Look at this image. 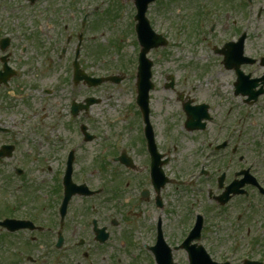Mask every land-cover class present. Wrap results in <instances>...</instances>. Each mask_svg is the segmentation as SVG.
I'll return each mask as SVG.
<instances>
[{"label": "flooded vegetation", "instance_id": "flooded-vegetation-1", "mask_svg": "<svg viewBox=\"0 0 264 264\" xmlns=\"http://www.w3.org/2000/svg\"><path fill=\"white\" fill-rule=\"evenodd\" d=\"M0 1L2 2L0 5V224L10 222L8 228L0 226V264L40 262L52 264V251L83 252V258L88 259L92 251L111 249V243L117 244L120 250L131 249L136 246L131 243L132 236L126 231L121 230L119 233L115 231L121 229L124 224L130 225L132 229L139 225L146 236H151V245L143 244L144 248L150 246V249L156 243L158 227L161 225L167 244L174 249L179 247L183 241H178V231L192 229L199 216L203 217L202 244L204 246L207 243L205 235L211 230H221L224 220L230 217L228 210L235 211L236 209L235 214H237L245 201L249 206L252 205L254 203L253 194L260 195V198L264 200V194L249 184L264 183V178L254 169L253 164L249 167L238 165L246 163L243 155L246 145L240 138L245 134L244 131L240 129L238 123L230 119L221 122L214 115V110L216 111L214 101L221 96L210 95L211 100L191 97L189 92L197 91L194 85L187 84L181 89L175 77H172L173 79L167 77L168 82L160 83L161 86H159L154 80V73V89L148 90V85L142 87L150 109L151 132L155 135L154 137L151 135V139L154 144H157V136H159L151 124L155 122L154 112H152V93L162 88L175 95L182 112L179 117L182 120L179 128L192 137L188 144H194L195 151L189 154L192 166L187 174L191 178V185L204 183V185L213 186L207 190L208 194L203 195L204 189L202 184H199L197 188L199 195L190 200L189 195L178 194L186 193L189 185H179L176 182L167 184L157 193L151 181L149 183H100L97 186L93 183H73L74 185L67 189L64 183H61V179L67 170L69 155L73 153L75 168L81 162L77 149L85 143L84 139H89L90 136L94 137L92 142L98 139L97 134L88 130L89 127L85 131L84 120L85 118L91 122L99 120L91 117V114L95 115V108L102 103V99L96 97L97 94L94 93L100 86H91L84 82L83 54L79 60L81 65L79 70L75 71V59L68 62L69 46L72 45L75 37H69V43L66 27L62 31L59 26V30L56 31L57 14L52 18L48 16L49 13H42L39 10L38 13L43 18L38 17V20H34L32 0L27 1L28 5L12 4L15 0H11L10 4H4L6 0ZM41 20L46 28L42 27ZM36 29L48 36L50 41L48 44L42 45L45 40L41 42L40 35L36 36ZM45 29L51 33H46ZM242 35L243 33L241 36L226 39L220 49L214 47V53L216 50L221 51V54H217L222 60L224 69L234 76V97L241 99L245 109H250L254 105L251 103L256 102L257 104L264 99L263 94L255 100L257 93L264 91V87L263 74L257 77L247 69L256 66L264 69V61H261L264 55L257 58V55L254 56L253 53L247 51L249 39L247 37L245 56L256 62H244L238 54H231L232 48L227 44L237 43ZM227 55L231 58L229 65L240 67L245 75H251V79L258 81L256 83L258 86H253L249 80L250 94L236 95L235 83L238 75L235 69L226 68L225 57ZM87 76L90 77L89 74ZM138 91L136 87L135 94H138ZM150 92L152 93L149 94ZM95 98L100 100V103L86 107V102ZM186 104H190L193 111L201 108V105L206 106V112L204 108L198 111L199 117L192 120L188 126L189 131H187V116L184 109ZM141 114L143 115L136 105L131 115L139 119L140 136H135L129 144L141 155L146 156L147 166L142 167L145 171V168L149 169L150 139L146 132L148 125ZM208 115L210 120L207 121L206 116ZM75 125L77 130L72 134L76 138L67 142L69 131L75 128ZM28 129L33 132L26 136L25 131ZM199 134L201 136L196 140L195 137ZM3 137L9 141L4 142ZM78 137L79 142L76 140ZM109 139L110 137L106 138L105 143ZM24 145L31 150V154L37 160L41 159L42 152L45 150L44 173L50 176L57 169V183H46V181L45 183H14L16 178L23 181L28 179L29 154L23 153ZM155 146L159 154L167 158L161 146L158 144ZM177 147L179 146L175 144L173 150L175 151ZM112 150L113 153L118 150L117 139L112 145ZM122 154L126 159L129 157L126 150H121L117 157L113 156V159L121 157ZM129 158L133 167V170L129 171L136 173L139 170L138 164L135 159ZM233 166L236 169L233 170ZM80 171L79 169L78 172ZM247 171H250L256 179L255 182L244 175ZM81 174L77 173L75 178L80 177ZM222 178L223 181H221ZM231 183H239V187H236V197L223 205L220 198L227 192ZM80 186H85L87 189L78 192L81 190L78 189ZM169 187L175 188L176 192L165 198L164 191ZM89 192L96 194L90 196L82 194ZM66 193L71 197L66 212L63 214L62 207ZM187 193L190 194L189 191ZM251 199L253 201L249 202ZM238 201L241 203L238 204ZM106 204L112 210H106L104 207L107 206ZM230 206L232 208H229ZM157 212L163 213L164 220L161 217L152 216L153 213L155 216ZM114 213L123 219L116 220ZM142 216L144 219L140 222ZM213 218L216 220L219 218V220L212 224L211 228L209 221ZM241 220L242 214L237 215L236 222L238 223L231 222L230 225L242 230ZM20 222L23 223L22 228H20ZM96 227L105 229V232L96 233ZM117 234L119 239L116 240ZM105 237L106 241L103 242ZM235 252H238L237 256H239V248H236ZM178 253H182L185 258L184 262L178 263L188 264L187 254L183 251H175L174 257ZM233 261L232 264H264V260L255 258Z\"/></svg>", "mask_w": 264, "mask_h": 264}, {"label": "rangeland", "instance_id": "rangeland-1", "mask_svg": "<svg viewBox=\"0 0 264 264\" xmlns=\"http://www.w3.org/2000/svg\"><path fill=\"white\" fill-rule=\"evenodd\" d=\"M10 1L6 0L4 4H10ZM27 1L15 0L12 4L28 5ZM172 1L173 5L170 10L164 7L167 6V3L163 2V6H160V4L158 6L154 5L149 11L150 17L156 18L158 21L155 30L164 32L167 38H171V46L166 49L152 51L149 56L154 63L155 82L161 86L160 83L168 82L166 78L172 73L175 75L181 89L187 84L195 86L197 91L189 92L191 97H197L200 100L209 98L211 100L210 95L221 92V98L214 101L216 107L214 115L218 121H227L224 119V113L231 110L230 120L238 123L245 133L240 138L246 145V149L243 151L246 163H239L238 165L247 166L260 147L263 153L260 155L256 171L264 178V133L261 132L264 129V99L254 104L250 110H246L242 106L241 99L235 98L233 95V74L224 69L221 58L214 53V47L221 48L226 39H230L232 36H241V33L244 32L249 37L247 51L253 53L254 56L264 54V0H254V4L247 11L241 3L242 0H229L226 2L227 9L213 5L215 9H220L223 12H219L220 15H215L210 20L207 19L204 30L198 33L196 31L192 33L193 26H189L190 17L195 12L197 14L198 9L190 6L191 2L188 3L186 0ZM1 3L0 1V5ZM32 3H34V20L38 17L43 18L38 13L39 10L42 13L51 14L50 10L56 9L58 25L56 31L59 30V26L61 28L63 22H66L69 28L67 34H74L75 37L77 32H80L81 19L89 11L92 17L86 26V47L88 46V48H84L83 69L94 77L114 73H122L121 75L125 77L124 82L118 87L108 84L94 91L97 94L95 96L102 99V103L95 108L94 113L96 114L92 113L91 117L99 120L91 122L85 118L84 123L90 131L98 135V139L91 143H83L82 147L77 149L81 161V173L94 186L100 183H113L116 174L122 177L126 183H149L148 169L145 168V171L142 169L148 163L146 156L141 155L138 150H135L129 144L132 138L140 136L139 119L131 115L132 110L135 109L136 55L139 51L136 36L132 34L131 21L136 15L134 0H32ZM178 9L181 11L180 14H178ZM248 12H251L252 15L250 22L247 18ZM53 15H55L54 12H52ZM183 16H185V20ZM41 24L43 25V21ZM213 25L215 26V32L211 33L209 27ZM42 27L46 28L45 25ZM46 33L51 32L46 31ZM39 35L41 42L45 40L42 43L43 46L50 42L48 36L41 34L36 29V36ZM120 35L121 39H119ZM76 41L75 39L72 45L69 46V63L74 58ZM100 47L104 48L101 53ZM247 71L260 76L264 69L256 66L248 68ZM152 105L154 108V124L160 136L161 146L164 147V137L167 135H170L179 146L176 154H173V161H170L164 171L175 179L180 175L184 177L190 172L192 166L189 154L195 150L194 144H188L192 137L179 128L182 121L179 118L182 115L180 105L173 93L166 92L162 88L152 93ZM76 130L75 125V128L69 131L67 142H71L76 138L72 134ZM31 132H33L31 129L26 130V136H29ZM200 136L201 134L197 135L195 139H199ZM108 137L110 139L105 143ZM116 139L127 145L128 148L125 146L123 150H126L127 155L137 162L139 170L136 173L129 171L119 163L105 160L106 157L113 156L115 153H113L112 145ZM3 140L4 142L9 141L6 137H3ZM76 140L79 142V137ZM103 149L104 151H102ZM23 153L29 154L28 179L23 181L16 178L14 183H45V181L46 183H56L57 169L50 176L44 173L45 150L42 152L41 159L38 160L34 158L31 150L25 145ZM97 161H103L102 163H105L109 173L104 170L101 171V164L97 165ZM232 169L234 170L236 167L233 166ZM202 187L205 196L208 194L207 190L213 186L206 184ZM175 192V188L169 187L165 189L164 197L167 198ZM178 194L184 196V193ZM252 197H254V203L249 206L245 201L237 214H235L236 209L235 211H227L230 217L226 219L221 230L206 234L207 244L210 245L219 258L225 257L226 253L236 246L239 248V255L246 253L245 249L248 245L253 244L255 234L263 229L261 227L264 225V204H261V200L255 194ZM189 198L191 200L192 196ZM240 203L241 201H238V204ZM229 208H232V206ZM240 214H242V230L233 236L230 232V223L236 222V217ZM114 215L118 221L123 219L116 213ZM152 216L154 217V213ZM143 219L144 216L141 217V220ZM217 220L214 218L210 220L211 228ZM174 228L176 229V227ZM120 230L130 233L133 229L130 225L124 224L121 229L115 231L119 232ZM183 231V229L178 231V239L183 237ZM111 246V249H100L93 252L96 264H151L147 263V258L138 250L117 251L113 249V244ZM254 246L252 257L264 260V232L259 242ZM64 259L80 261L82 258L80 252H73L67 253ZM176 260L181 261L183 258L177 256Z\"/></svg>", "mask_w": 264, "mask_h": 264}, {"label": "water", "instance_id": "water-1", "mask_svg": "<svg viewBox=\"0 0 264 264\" xmlns=\"http://www.w3.org/2000/svg\"><path fill=\"white\" fill-rule=\"evenodd\" d=\"M147 42H148V44H150L151 43V40L149 39V40H147Z\"/></svg>", "mask_w": 264, "mask_h": 264}]
</instances>
